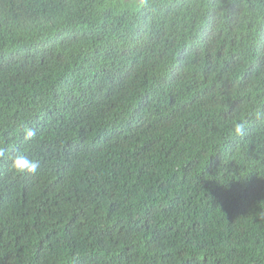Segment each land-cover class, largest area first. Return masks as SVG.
Masks as SVG:
<instances>
[{"label": "trees", "instance_id": "trees-1", "mask_svg": "<svg viewBox=\"0 0 264 264\" xmlns=\"http://www.w3.org/2000/svg\"><path fill=\"white\" fill-rule=\"evenodd\" d=\"M0 148V264H264V0H0Z\"/></svg>", "mask_w": 264, "mask_h": 264}, {"label": "clouds", "instance_id": "clouds-1", "mask_svg": "<svg viewBox=\"0 0 264 264\" xmlns=\"http://www.w3.org/2000/svg\"><path fill=\"white\" fill-rule=\"evenodd\" d=\"M246 122L236 123L235 124V133L237 135L243 132ZM35 131L32 129H26L25 139H31L35 136ZM0 155H3V149L0 148ZM12 168L18 173H35L39 168V163L37 160L30 158L24 153H17L12 158Z\"/></svg>", "mask_w": 264, "mask_h": 264}]
</instances>
